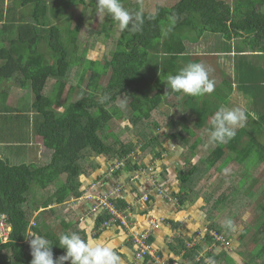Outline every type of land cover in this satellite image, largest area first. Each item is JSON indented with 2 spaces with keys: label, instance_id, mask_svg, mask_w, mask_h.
I'll return each mask as SVG.
<instances>
[{
  "label": "trees",
  "instance_id": "1",
  "mask_svg": "<svg viewBox=\"0 0 264 264\" xmlns=\"http://www.w3.org/2000/svg\"><path fill=\"white\" fill-rule=\"evenodd\" d=\"M16 1L23 5L24 1L28 2L29 0ZM38 1L42 2L41 0ZM146 1L122 0L125 2L123 5L126 9L141 15L143 24L137 31H132L131 25L128 29L120 30L114 48L108 52L109 58L97 60L96 63L99 67L93 70L90 68L86 83L88 91L82 96L77 97L80 84L70 87L72 90L69 89L65 92L66 84L71 82V72L68 70L69 63L66 60L70 46L67 48V43L65 45L63 41L69 38L70 44L75 47L79 29L89 27L86 25H89L92 18H88V22H84L82 25L80 19L73 17V11L65 10L63 4L67 2V6L73 4H79L82 7L89 6L94 13L97 11L95 0L60 1V4L50 11V14L48 12L49 16H46L47 11L44 2L42 8H40L39 3H36V10L32 11L36 18L27 21L25 25L27 30L19 29V45H14L12 49H0V55L5 54L0 67V79L11 77L19 67L26 71L24 84L28 85L31 97L20 107L18 104L15 111L23 112L26 118H32V131L40 135L43 138L44 146L52 151L48 162L40 166L27 163L10 164L0 156V219L11 224L8 240L5 242L0 240V264H30L32 256L25 238L29 231L45 235L53 243L54 258L63 255L65 252L58 244L61 234L83 233V229L63 220L49 225L44 222L41 215L36 218L37 222L34 225L28 227V209L29 206H33L31 203L35 199H28L27 193L29 190L30 194L34 193L36 189L33 186H39L42 180L49 177L56 179L65 174L63 183L60 184L63 189L53 193L51 198L42 203V207L51 204L49 202L52 199L55 203L63 202L69 193L78 197L80 191L76 190L79 186L76 176L80 174L87 157H93V154L110 155L114 153V158L119 159L122 155L133 150L131 143L125 144L113 136L111 131L109 134L103 133L106 122L115 113V107L111 104L115 103L120 95L129 98L127 119L131 122V126H136L139 123L146 126L151 115L155 114L158 105L169 93L175 97L181 94L167 89L165 81L169 75L177 74L191 62L201 63L205 61L211 65H216L219 55L214 50L215 45L212 44L205 31L220 36L225 43L233 37L240 39L245 45V51L264 50V11L261 10V7L264 6V0H234L232 3L229 0H154L150 7L145 5ZM3 2L4 0H0V8L3 7ZM40 10L43 12L42 20L37 17ZM68 20L71 22L67 24ZM100 20L101 28L97 32L100 31L107 37L110 28L118 22L106 14H103ZM36 21L37 24L33 23ZM41 24H48L47 27H50L45 29L46 27H41ZM188 28L196 30V37L204 39L209 44L210 52L192 54L188 52L185 43L187 37L183 36ZM100 32L97 35L102 34ZM42 41L45 42L44 52L40 50L39 45ZM244 55L238 54L236 61L244 63L245 58L242 57ZM89 62L95 64L94 60H89ZM234 66L236 68V63ZM85 71L82 70L77 83L83 82ZM65 75H67L66 78ZM103 76L107 77L105 85L99 83ZM253 79V74L240 66L237 80L238 90L244 92ZM154 80L156 84H159L157 88L149 86ZM160 83H163L164 86L160 87ZM46 86L50 88L47 93H54V95L56 94L55 97L44 93ZM181 95L195 116L194 120L196 121L192 124L195 127L182 124L176 120L175 116H168L169 121L161 125L171 128V126L179 123L181 128L180 130L175 129L171 133L165 132L163 136L167 138L168 142H180L183 147H187V152L193 153L195 157L199 156V160L204 165L200 167V170L196 165L193 166L195 171L190 186L182 192L180 190L177 192L179 203H183L187 193H190L191 189L197 188V186L199 189L206 188L200 192L207 195V199H213L215 204L227 202V199H230L229 196H233L234 192L231 177L235 174V170L231 166L235 164H233L232 156L238 151L237 147L243 143V139L246 144L240 150L244 157H248L255 151L258 153L259 162H261L258 164H264V147L263 149L254 147L259 143L264 144V111L259 115L260 123L254 126L243 125V127H239L236 136L226 143H210L209 135L211 132L208 128L213 126L211 121L214 115L209 116L213 112L209 108L211 105L208 106L204 103L202 96H198L200 97L198 99L197 96ZM99 98H102V101ZM8 108L10 107L2 110L0 117L9 118L12 115L13 108H11L10 113H4ZM165 118L167 121L166 116ZM151 125H154L155 128L161 126L155 120ZM193 128H203L202 134L204 137L207 136V143L216 145L214 149L207 148L209 152L211 151L207 153L208 155L205 153L202 155L200 148L204 141L203 136L196 138L197 133L192 130ZM261 129L263 131H260ZM107 136H113L111 145L104 141ZM158 138L159 135L149 137L141 150L159 155L164 150V146L161 141H158ZM116 144L118 146H115ZM204 156L207 157L204 158ZM234 158L237 159L235 156ZM132 168L136 170L138 166L134 165ZM206 172L209 175L208 179L202 176ZM245 172L248 175L245 176L244 172L242 173L244 178L238 184V189L246 187L243 185L246 183L244 180H247L253 188L251 171L245 170ZM206 185L211 188H207ZM194 193L193 191L192 195ZM234 196L238 195H235L234 192ZM230 201L234 200L230 199L227 202L228 206L231 205ZM237 206L239 205H236V208ZM230 210L225 215L227 220L228 217L235 218V212L237 213L236 216L239 215V211ZM257 211V215L262 219L261 224L247 242H244L243 238L247 233L245 229H248V221L245 225H238L239 220L242 223L245 219H235L236 227L237 225L240 227L241 239L237 251L242 259V264H262L261 259L264 260V254L262 256L258 245H256L257 252L255 255H249L247 252L245 261V255L242 256V244L252 242L261 234L264 235V207H259ZM50 214L51 217L55 218V214ZM106 217L107 215L103 214L99 221L102 222V219ZM231 226L232 224L227 223L223 228L220 224H214L212 229L227 237ZM179 249L183 253L182 259H185L182 264H202V261H196L201 247L195 246L189 249L181 242L177 251ZM211 257L213 260L221 258L220 255L213 253ZM258 259L260 260L257 262ZM66 264H70V262H66ZM224 264L232 263L225 262Z\"/></svg>",
  "mask_w": 264,
  "mask_h": 264
},
{
  "label": "crops",
  "instance_id": "2",
  "mask_svg": "<svg viewBox=\"0 0 264 264\" xmlns=\"http://www.w3.org/2000/svg\"><path fill=\"white\" fill-rule=\"evenodd\" d=\"M30 14L16 0H4L3 7L0 8V49H12L14 45H19V29L27 30L25 25L27 21L33 18ZM39 45L40 50L44 52L45 42L42 41ZM214 50L222 55L223 60L228 59L230 61L232 79L231 81L223 79L219 82V86L214 90V94L219 95L216 98L203 100V102L208 106L210 104L211 107L209 108L212 110H217L221 107H241L249 112L244 126H254L260 123L258 120L259 115L264 111V50L245 51V45L240 39L236 38L227 41V43L219 42ZM223 50L245 53L242 56L245 58L244 63L237 62V57L230 58L227 54L228 52H223ZM219 56H217L216 64L220 63ZM3 57H5V54L0 55V67L3 63ZM234 63H236V68ZM240 66H243L244 70L254 76V79L245 88L244 92L238 90L237 86ZM25 73L26 71L19 67L11 77L0 79V115H2V110L7 107L10 108L4 113H10L12 111L11 108L14 109L9 118L6 116L0 117V156L10 164L27 163L39 166L48 162V160L45 161L47 154H49V158L52 151L44 146L43 138L32 131V118H26L23 112L15 111L18 104L20 107L21 104H24L31 97L28 85L24 84ZM228 82H231L230 86ZM220 84L223 85L222 88H220ZM225 88L229 89V92L224 90ZM241 93H252V97H250L245 107L237 103V100L242 98L240 96ZM215 106L217 109L214 108ZM29 114L31 115V112ZM175 142L177 141H172L173 144H176V146L180 145L181 148L174 152L165 153L163 158L158 161L155 159V157H158L156 153H141L137 151L140 154L136 155L134 152L133 158L130 159L126 166L116 170L112 176L107 174L106 169L109 162L117 161V159L110 158L106 154H96L95 160L89 161L86 165H90L82 168L77 179L79 186L76 190L81 192L80 196H70L62 203H58H64V207H56L54 205L56 208L52 209L50 213L55 214V218L51 217L49 213L45 219H57L58 221L64 220L73 223L75 227L78 226L84 230L80 234L82 238H103L109 241L121 256L123 264H146L144 261H134L132 241L136 234H149L152 247L163 259L172 260L180 256L181 249L178 251L177 249L181 242L186 246L191 241H195L192 248L195 246L203 248L207 245L203 238H196L197 233L201 229L209 226L213 227L214 224H220L224 228L229 223L232 226L227 238L230 241L232 250H228L225 253V249L220 248L215 252L219 253L222 258H235L236 247L241 239L240 227H236L234 217L233 222L229 217L227 220L225 215L231 210L227 211L226 202L215 204L213 199H207V195L200 192L202 189L197 186V188H190L191 192L187 193L186 200L183 203H179L177 192L179 190L182 192L186 187L190 186L195 171L193 166L196 165L200 170L202 164L199 156L195 157L193 153H183V151L187 152V147H183L180 142ZM41 153L43 154L42 156ZM103 158H105L106 163L102 167L98 160ZM151 159H153L152 169H150L151 165L149 164ZM133 165H137L142 170L138 178H135L136 171L132 168ZM117 167L118 165H116V169ZM204 175L203 177L208 179V173L206 172ZM59 178L54 179L49 184V187L46 188L34 185L33 187L36 189L33 193L34 197H39V201H47L56 186L59 183H63V181H58ZM95 179L99 182L97 189L92 190L90 188L91 183ZM149 183L151 185H148ZM158 187L162 188V193L166 195L165 198L157 193ZM47 188L51 191L49 195L41 190ZM62 189L63 186L58 187V191ZM142 191H146L149 194L148 200H141ZM193 191L195 193L192 195ZM87 194H91L90 199L86 198ZM106 194L118 208H128L132 222L127 229H122L115 225L101 228V222L99 221V218L103 216L101 211L85 216L84 222L78 220L80 216L88 213L90 206L95 201V197ZM37 205L40 204L37 203ZM154 223L157 225L155 226Z\"/></svg>",
  "mask_w": 264,
  "mask_h": 264
},
{
  "label": "clouds",
  "instance_id": "3",
  "mask_svg": "<svg viewBox=\"0 0 264 264\" xmlns=\"http://www.w3.org/2000/svg\"><path fill=\"white\" fill-rule=\"evenodd\" d=\"M41 1L42 2L40 3L38 0L37 1L29 0L28 2L24 1L23 5L22 4H19V5H22L24 8H26L31 13L30 15L33 18H36V16L32 14V11L36 10L35 9L36 3H39L40 8H42V4L44 2V4L46 5V11H47L46 16H49L50 12L48 11V4L50 3L51 0H49V1L48 0H41ZM61 1H67V0H61ZM229 1H230V3L234 2V0H229ZM96 6H97V14L98 15L99 14H106L107 16H110L113 20L118 22L121 30L128 29L129 26L131 25V30L137 31V30H139L140 25L143 24V19H142L141 15L138 13L134 14V13L130 12L128 9H126L122 3V0H96ZM230 8H232V7H230ZM66 9L67 8H65V10ZM261 10H264V8L261 7ZM48 12H49V14H48ZM37 17L39 18V20L41 18H43L42 10L39 11V15ZM33 23L37 24V21L33 22ZM47 26H48V24L47 25L41 24V27H44V28L46 27L45 29H48L50 27V26L49 27H47ZM85 28L86 27L79 29V32L77 35L78 37H79L81 31L85 30ZM205 32L207 33L209 39H211L212 44H214L215 46L219 42L223 41V39L220 36L213 34V33H210V32H207V31H205ZM78 37H77V40H78ZM233 38H231V39H233ZM230 40H228V41H230ZM186 47L192 53H208L211 51L209 44H207L204 41V39H198L197 37L191 41V44H186ZM223 52H228L227 54L230 56V58L236 57V56H238V54H245L243 52H238V51L236 52L234 50L223 51ZM217 54L220 55L219 58H222V55L220 53L217 52ZM247 55H249V54H247ZM165 82H166L167 89H169L173 92L183 93V94H187V95H191V96H197V97L203 96V95H208V97L203 98V100H209L211 98H216L219 95V94L218 95L214 94V92H215L214 91V88H215L214 81L209 78L208 70L201 63L191 62V63L187 64L177 74L169 75ZM230 84H231V82H228L229 86H230ZM218 86L219 85H217V87ZM222 87H223V85L220 84V88H222ZM169 94H172V93H169ZM211 95H214V96H211ZM120 96H124V95H120ZM126 98H128V97H126ZM99 100L102 101V98H99ZM113 104H111V106L114 107ZM115 109H117V107H115ZM211 110L212 109H210V111ZM212 111L213 112L209 114V116H212L214 114L212 117V121H211L213 128L211 130L210 137H209L210 143H226L227 141L233 139L237 134V129L239 127H243L244 122L247 121V118L249 115V112L246 111L245 109L241 108V107H233V108L221 107L217 110H212ZM128 114H129V111H128ZM127 115H126V120H124L123 112L121 110L117 109V110H115V113H114L113 117L110 118V120L111 119L114 120V118L116 117L117 120L120 122L122 128H124L125 126H129L130 128H132L133 131H135V130L137 131V134L129 131L130 139H131V136L133 137V139H131V142H130L133 146V150L129 153H126L125 155H122L119 159H117V161L109 162V165L106 169L107 174L109 176H112L116 172V170H118L119 168L125 167L126 164L130 161V159L133 158L135 153H136V155H139L140 153H137V151H139L141 153H148L147 150L143 151V150H141V148L149 137L159 135L158 141H161L162 145L164 146V150H162L159 153L158 157H155L156 161L163 158V155L165 153H167V151H168V148H166V145H168V143H172V141L168 142L167 138L165 136H163V133L168 132V130H163V128H166V127H163L162 125L159 126L158 128H155V130L151 131L146 137L139 138L138 133L143 130V126H142L143 124L139 123L136 126H131V122L129 121V119H127ZM180 118H182L181 115H179V119ZM123 120L125 123L123 122ZM108 122H106L105 126L107 125ZM134 127H136V129ZM160 131H161V134H159ZM260 131H263V130L261 129ZM168 133H171V132H168ZM113 136H115V135H113ZM243 140H242V142H243ZM142 141H144V142H142ZM105 142L107 144L111 145L107 141H105ZM256 142L259 143L258 141H256ZM175 143H177V142H175ZM210 143H207L208 146H205V147L210 148V149H214L215 144H210ZM240 144L242 145L243 143H240ZM93 155H94L93 157H95V154H93ZM108 156L110 158H114V153H111ZM248 156H250V155H248ZM243 158L245 159L246 157H243ZM153 159H151V161L149 163L151 165L150 169H152ZM116 165H118L117 169H116ZM84 166H86V165H84ZM244 166H245L244 164H243L242 168H239V165H236V164L234 166H231L232 169L235 170V174L231 177L232 182H233V190L235 192V195L236 194L238 195V192L240 189L242 191L240 192V194L238 196H234V192H233V196H229V198L231 200H234V201H230L231 207H228V204H227V202L230 199H227V202H226L227 206H225L226 209H228L227 211H229L230 209L235 210L236 205H239V209H240L239 215L242 216L243 219H244V215L246 212H249L250 215L252 216L253 214H258L257 209L259 207H264V169L259 171V169H261L262 166H264V164H260V165L256 164V166H255V164H253L252 165L253 168H248V169H244ZM82 168H81V170H82ZM245 170L251 171L250 174H251V178L253 181V188H251L250 184L248 183L245 188H239L238 189V182L243 180L244 177H243L242 173ZM135 171H136V177L135 178H138L140 173L142 172V170H140L138 167V169H136ZM61 176H63V178H65V174H62ZM202 176H205V175H202ZM78 177H79V175L76 176V179H78ZM203 178H205V177H203ZM244 181L248 182L247 180H244ZM98 182L99 181L97 179H95L93 181V183H91L90 188L92 190L97 189ZM148 185H151V183H149ZM60 186L61 185L59 183L56 186L57 190L52 192V194L57 193L58 187H60ZM248 190H249V193L247 194ZM157 193L160 196H162L163 198L166 197V195L164 193H162L161 187H158ZM52 194H51V196H52ZM80 194H81V192H80ZM51 196H50V198H51ZM70 196H73V195L71 193H69L64 198V200L68 199V197H70ZM90 196H91V194H87L86 198L90 199L91 198ZM144 196H146L145 199L143 198ZM148 197H149V194L146 191H142V193L140 195L141 200L142 199L148 200ZM29 198L35 199L33 193L29 194ZM101 200H106V201L111 202L112 199H110L107 196V194L103 195V196L95 197V201L90 206L88 213L86 215L80 216L78 218V220L80 222H84L85 216H88L89 214L96 213L98 211H101V212H103L102 214L107 215V212L105 210H102V207H100L101 206V204H100ZM32 201L34 202V203H31L33 206H29V209H28V211H30V215L28 213V221H29L28 227L34 225L37 222L36 218L39 215L42 216L43 212L46 214H49L50 210H52L56 207H64V205H65L64 203L63 204L55 203V201L52 199V201L49 202L51 204H48L46 207H42V205H43L42 203L44 201H39L36 199L32 200ZM37 203H39L40 205H37ZM54 205H56V207H54ZM58 205H60V206H58ZM67 205H68V203H67ZM67 205H66V207H67ZM240 205H242V206H240ZM247 206H248V208H247ZM119 209H121V208H119ZM122 209H125L127 211V215H128L127 219L129 220V223H131L132 222L131 221V215H130L128 208H122ZM107 217H108V215H107ZM107 217L103 218V221L106 220ZM43 220H44V222L48 223L49 225H53L55 221L57 223L60 222L57 219L46 220L44 217H43ZM65 222H69V221H65ZM6 225L10 228V231H8V234H9L11 232V224L6 223ZM238 225H241V223H238ZM238 225H237V227H238ZM116 227H119V226H116ZM25 238H26V241L29 245L30 254L32 256L30 264H66V262H70V264H123V260H122L121 256L117 253V251L115 250L113 244L110 243L109 241L103 239V238H95V239H93V238H82V236L78 232H69V233L61 234L59 236L58 244H59L60 248L65 250V252L63 255L56 257V258H54V254H53V250H52L53 243L45 235H40L36 232L29 231L27 233V235L25 236ZM196 238L197 239L203 238L207 242V245H205L199 251L198 256L196 257L197 262L202 261V264H222V262H223V264L225 262H228V263L231 262L232 264H242V259L238 255L239 254L238 251L236 252L235 258H233V257L222 258L221 257L219 259L213 260V258L211 257L212 253L216 254V255H220L219 253L215 252L220 248H224L226 251L225 253H227L228 250L229 251L232 250V247L230 245V241L228 240L227 237L224 236L223 233L216 232V230L212 229V227H206L204 229H201L197 233ZM7 240H8V237H7ZM147 241H148V245L150 246L151 250L155 253V257L157 258L158 262L151 259L150 255H148V254H146L142 258H135V256L133 255L135 262L144 261L146 264H182V263H184L185 259L184 260L182 259L183 253H181L180 256H178V258H176V259L166 260V259H163V257L154 249V247H152L150 240H149V235H148ZM132 243H133V250H134V254H135L137 245L134 242V240L132 241ZM194 244H195V241H191L190 244L186 245V247L191 249ZM238 245L239 244H237L236 249L239 248ZM261 246H263V248H264V240H263V244L260 245L259 248ZM233 249H234V247H233ZM260 252L262 253V256H263L264 251H260Z\"/></svg>",
  "mask_w": 264,
  "mask_h": 264
},
{
  "label": "rangeland",
  "instance_id": "4",
  "mask_svg": "<svg viewBox=\"0 0 264 264\" xmlns=\"http://www.w3.org/2000/svg\"><path fill=\"white\" fill-rule=\"evenodd\" d=\"M60 1L61 0H51L50 3L48 4V11L50 12L51 9L53 10L56 6H58L60 4ZM129 1L133 2V0H129ZM153 1L154 0H147L145 5L150 7V5H151V3ZM122 3L124 4L125 2H122ZM63 6H64V8H67L66 9L67 11H73V17L75 19H77V18L80 19V23L82 25L84 24V22H86V23L88 22V18L89 19L92 18L90 23H89L90 25H86V26H89V27H86L85 30H82L80 35H79V37L77 36L78 40L75 41V45L77 47L76 46L74 47L72 44H70L69 38L68 39H64V41H63L65 45L67 43V48H68V46H70V48H68V54H67L66 60L69 63L68 70L71 72V78H70L71 82H69V84H66L65 92H67L69 89L72 90V88H70V87L78 86L80 84V90H79L78 95H77V97H78V96L85 95L87 93L88 90L86 89V83H87L88 75L90 73V68L93 70L94 68H98L99 67L97 65L98 63H96L97 60L99 61L101 59L109 58L108 52L112 51V49L114 48L116 39L118 38L119 32H120L121 29L119 27V24L117 23L116 25H114L113 27L110 28V32H109V35L107 37L100 31L99 32L102 33V34L97 35L99 33L97 31L101 28V20L100 19H102L103 14H99L98 15L97 11L93 13L90 10L89 6L82 7L79 4H74V5H68L67 6V2H65L63 4ZM69 7H71V8H69ZM263 8H264V6H263ZM262 11H264V10H262ZM56 20H58V19H56ZM68 22H71V21L68 20L66 23L68 24ZM96 32H97V34H96ZM184 33L185 34L183 36H185V38L187 37L186 44H191V41L194 38H196V36H197V31L193 30L191 28H188V30L186 32H184ZM188 52L190 54H192L191 51H188ZM219 59H220V63L216 64V65H211L209 62H205V61L201 62V64H203L205 66V68L208 70L209 78L214 81V84H215L214 90L217 88L218 83L221 82L223 79H227V80H230V81L232 79V66L230 64V61L228 59H224V60L222 58H219ZM89 60H94L95 64L90 63ZM220 64H221V66H220ZM215 67H216V69H215ZM82 70H86L85 73H84L85 74V78H84L83 82L81 81V83H77L79 75L82 72ZM66 76L67 75H65V78H66ZM106 81H107V77L103 76L100 79L99 83L101 85H105ZM158 85L159 84L155 83V80L151 81V83L149 84V86L154 87V88H157ZM161 86L163 87L164 84L160 83V87ZM49 89L50 88L49 87L47 88V86H46L45 89H44V93L47 94L48 96H54L55 97L56 94L54 95V93H50V94L47 93V91H49ZM224 90L229 92V89H227V88H225ZM181 94H183V93H181ZM181 94L178 97L173 96V94H169L158 105V110L155 112V114H152L151 117L149 118V121H148V125L149 126L148 125L147 126L142 125L143 126V130L138 133V137L139 138L146 137L151 131L155 130V126L151 125L153 120L157 121L161 125V124L167 123L169 121L168 116H175L176 120L178 119V121L181 122L182 124H186V126H187V124L189 126H193L192 124L196 121V120H194L195 116L192 114L191 108L187 104L185 98L182 99L183 95H181ZM211 96H214V95H211ZM240 96L242 98L238 99L237 103L239 105H242V106L245 107L247 105V102L250 100V97H252V93H250V94H242L241 93ZM205 97H208V95H203L202 96V100ZM197 98L199 99L200 97H197ZM128 101H129V99L126 98L125 96H120L118 99H116V102L113 104L114 107H117V109H119V110H121L123 112L124 120H126V115L128 114V108H127ZM179 115H181L182 118L179 119ZM165 116L167 117V121H165L166 120ZM124 120H123V122H124ZM162 126L166 127V128H163V130H168V132H173V131H175V129L180 130V128H181V125L179 123H177V125H175V126H171V128H168L165 125H162ZM193 127H195V126H193ZM134 128L136 129V127H134ZM212 128H213V126L209 127L208 130L211 132ZM187 130H190V129L187 128ZM192 130H194L197 133L195 135L196 138L198 136H201V135L203 136V134H202V132L204 131L203 128L202 129H200V128L199 129H194L193 128ZM109 131H111L120 141H122V142H124L126 144L130 143L131 139H133L132 136H131V139H130L129 131H131L132 133L134 132L135 134H137V131L136 130L133 131L132 128H130L129 126H125L124 128H122L120 122L117 120L116 117L114 118V120L111 119L107 123V125L105 126V129H103V133H108L109 134ZM159 134H161V131L159 132ZM101 136L104 139L102 134H101ZM112 137L113 136H107L106 137L107 140L105 139L104 141H107L108 143H111L113 141ZM209 137H210V135H209ZM202 138H203L204 141H203V144H201L202 147L200 149H202V153H205L206 155H208L207 153L209 151H208L207 147H205V146H208V144H207V136H205V137L203 136ZM189 140H191V138H189ZM142 142H144V141H142ZM170 144L171 143H168V145H167V148H168L167 153L177 151L178 149L181 148L180 145L176 146V144H171V145ZM245 144H246V142L243 141V144L239 145L237 147L238 151L236 153H234V155L232 156L233 157V164L239 165V168H242L243 164L245 165L244 169L253 168L252 165L254 163H255V166H256V164L261 163V162H259L258 155H257L258 153H256L255 151H253L250 154V156H248L245 159H243L244 154L241 152L240 149ZM115 146H118V144H116ZM254 147H258L259 149H263L264 144L263 143H259L258 145H254ZM214 148H215V145H214ZM183 153H191V152L183 151ZM42 155L43 154L41 153V156ZM48 155L49 154H47V159L45 161L49 160ZM234 156L237 159H235ZM205 157H207V156H204V158ZM91 160H95V157H92V156L87 157V161L84 163V165L89 163V161H91ZM98 162H99V164L102 167L106 163L105 158L99 159ZM217 163H218V161H217ZM201 164L204 165V163L202 161H201ZM89 165H86V166H89ZM262 169H264V166H262V168L259 169V171H261ZM244 175L246 176L248 174L244 171ZM54 179L55 178H53V177L44 179V180H42L40 182L39 186L42 187V188L49 187V184H51ZM62 179H63V176H60L58 181H63ZM241 182L242 181L238 182V184H240ZM247 184H248V182L244 183L243 185L247 186ZM232 186H233V184H232ZM206 187H207V185H206ZM207 188L210 189L211 187H207ZM202 189L206 190V188H202ZM41 190L46 192L48 195L51 193V191L48 188L47 189H41ZM55 190H57V189L55 188ZM241 191L242 190L240 189L239 192H238V195L240 194ZM248 193H249V190L247 191V194ZM29 194H30V190L27 193V198L28 199H29V197H28ZM35 199L39 200V197H37V198L35 197ZM240 206H242V205H240ZM24 207H26V206L24 205ZM228 207H231V205H229ZM247 208H248V206H247ZM239 210H240L239 206H237L235 211H239ZM28 213L30 215V211H28ZM236 215H237V213L235 212V219L236 220H237V218H242V216H240V215L236 216ZM42 216L44 218L48 217V215L46 213H44V212L42 213ZM229 218L232 220V222L234 221V218H232V217H229ZM244 219H245L244 222L241 223V220H239V223H241L242 225H245V223H247V221L249 223L247 225L248 229H245L247 231V233H246L245 237L243 238V241L247 242L248 238L252 235V233L259 229L262 219H260L257 214H253L251 216L249 212L245 213ZM54 223H57V222L55 221ZM263 240H264V235L261 234V235L257 236L252 242H249L247 244H242L241 245V248L243 250L242 256L245 255L244 256V261H245V257H246V253L247 252L249 253V255L250 254L251 255H255V253L257 252L256 245H258V249L260 251H264L263 246H261L259 248V245L263 244ZM249 250H250V252H249ZM244 251H245V253H244ZM259 260L260 259H258L257 262ZM261 261L263 262L264 260L261 259ZM262 264H264V262Z\"/></svg>",
  "mask_w": 264,
  "mask_h": 264
},
{
  "label": "built area",
  "instance_id": "5",
  "mask_svg": "<svg viewBox=\"0 0 264 264\" xmlns=\"http://www.w3.org/2000/svg\"><path fill=\"white\" fill-rule=\"evenodd\" d=\"M143 198L145 199L146 196H144ZM100 204L102 210H105L108 215L107 219L101 223V228L116 225L123 229H127L130 226L129 220L127 219V211L125 209H119L112 202L106 200H101ZM154 225L156 226L155 223ZM8 231H10V228L6 225L3 219H0V240L2 242L7 241ZM148 235L149 234L145 235L143 233L134 235L133 240L137 245L134 256L135 258H142L146 254H148L150 255L151 259L158 262L157 258L155 257V253L148 245Z\"/></svg>",
  "mask_w": 264,
  "mask_h": 264
}]
</instances>
